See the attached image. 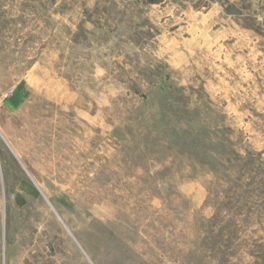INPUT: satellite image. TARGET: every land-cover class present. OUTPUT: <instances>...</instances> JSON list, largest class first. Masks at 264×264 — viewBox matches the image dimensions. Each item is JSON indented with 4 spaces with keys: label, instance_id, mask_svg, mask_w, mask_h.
<instances>
[{
    "label": "rangeland",
    "instance_id": "1",
    "mask_svg": "<svg viewBox=\"0 0 264 264\" xmlns=\"http://www.w3.org/2000/svg\"><path fill=\"white\" fill-rule=\"evenodd\" d=\"M0 264H264V0H0Z\"/></svg>",
    "mask_w": 264,
    "mask_h": 264
}]
</instances>
